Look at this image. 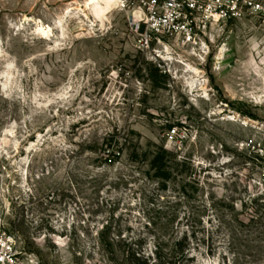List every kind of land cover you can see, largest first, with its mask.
<instances>
[{"label": "rangeland", "instance_id": "374dc122", "mask_svg": "<svg viewBox=\"0 0 264 264\" xmlns=\"http://www.w3.org/2000/svg\"><path fill=\"white\" fill-rule=\"evenodd\" d=\"M117 1L0 0V227L39 264L186 232L156 264H264V14L146 45Z\"/></svg>", "mask_w": 264, "mask_h": 264}, {"label": "built area", "instance_id": "2783aa9c", "mask_svg": "<svg viewBox=\"0 0 264 264\" xmlns=\"http://www.w3.org/2000/svg\"><path fill=\"white\" fill-rule=\"evenodd\" d=\"M143 16L134 23L144 28L142 42L176 38L198 45L213 27L264 14V0H142ZM18 242L0 227V264H39L21 261Z\"/></svg>", "mask_w": 264, "mask_h": 264}, {"label": "trees", "instance_id": "16d2710c", "mask_svg": "<svg viewBox=\"0 0 264 264\" xmlns=\"http://www.w3.org/2000/svg\"><path fill=\"white\" fill-rule=\"evenodd\" d=\"M109 226L104 227L103 231L101 233V244L105 247H113L115 240L108 236ZM118 239L121 241H124V238H121V236H118ZM125 242V241H124ZM155 250L153 252L154 254V260H156L153 264L160 263L162 259L164 258V255H166L169 258L175 257L177 254L182 255V259H189L188 256V250L190 243L188 242V232H186L183 236L172 239L171 237L167 239L166 236H157L156 237V243H155ZM138 254V258H144L145 260H150V258L143 252H139L137 250H134V255Z\"/></svg>", "mask_w": 264, "mask_h": 264}, {"label": "bare ground", "instance_id": "6f19581e", "mask_svg": "<svg viewBox=\"0 0 264 264\" xmlns=\"http://www.w3.org/2000/svg\"><path fill=\"white\" fill-rule=\"evenodd\" d=\"M113 3H114V4H117L118 1H117V0H113ZM141 17H142V12H138V13H136L135 21H136V22L139 21ZM37 30H38V32H39L40 34H41V33H44V34L47 33V31H46V29L44 28V26H40Z\"/></svg>", "mask_w": 264, "mask_h": 264}]
</instances>
